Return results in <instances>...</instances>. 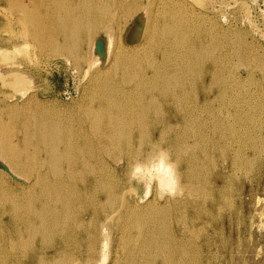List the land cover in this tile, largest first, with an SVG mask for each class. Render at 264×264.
I'll return each instance as SVG.
<instances>
[{
    "label": "bare ground",
    "instance_id": "bare-ground-1",
    "mask_svg": "<svg viewBox=\"0 0 264 264\" xmlns=\"http://www.w3.org/2000/svg\"><path fill=\"white\" fill-rule=\"evenodd\" d=\"M46 3L49 16L27 11L25 19L35 25L18 33L41 31L38 46L70 54L90 87L73 113L75 131L36 121L37 133L25 135L17 116L24 101L0 113V159L26 183L0 184V264H187L188 235L198 225L214 227L200 245L209 251L223 230L224 217L215 213L240 165L235 158L259 160V175L264 169V119L251 130L246 122L258 120L255 115L232 117L229 109L226 117L202 115L234 90L233 79L219 73L216 54L207 55L213 33L200 28L216 16L204 13L202 0ZM242 78L237 72L235 83ZM14 79L16 88L27 84L20 75ZM203 142V157L187 152ZM22 144L26 148H17ZM232 144L246 151L209 168L208 150L223 154ZM123 147L125 154L112 161L100 156ZM34 158L41 172L29 176ZM133 177L144 185L140 196L130 188Z\"/></svg>",
    "mask_w": 264,
    "mask_h": 264
},
{
    "label": "rangeland",
    "instance_id": "rangeland-1",
    "mask_svg": "<svg viewBox=\"0 0 264 264\" xmlns=\"http://www.w3.org/2000/svg\"><path fill=\"white\" fill-rule=\"evenodd\" d=\"M45 1L22 0L21 2V0H0V113L3 112V109L6 108L9 103L14 105L23 104V101L27 103L28 105L26 104L25 107L20 110V113L17 114L19 117L18 124L25 125L24 130L27 136L37 133L32 126V123L36 121L44 124V126L50 123L51 127L54 125H62L64 130L70 128L75 131L79 124L73 113H75L84 102V91L86 88L90 87V85L84 81L82 69L79 65L77 66L74 63L70 54L65 51H60L59 48H55L51 44H47L44 47L38 46L36 41L40 38L41 31L33 32L31 29L28 33H18L23 30L26 31L30 27L33 28L35 25L33 19H25L27 11L34 10L36 16L38 18L40 16L39 19H41L43 15V20L49 16L46 15V18H44V15L51 11V6L48 4L50 1L46 4ZM202 3L205 14L216 16L214 19L215 22H208L207 20L205 23H200L201 29L208 33H213V36L208 35L211 46L207 55L210 56L213 54L215 56L216 54L219 73L227 79L231 80L232 78L233 83L230 84H233L234 87L233 91H229V98L223 100L218 99L211 105L209 111H204V114L202 112V115L210 119L214 116L226 117L228 109V111L232 113V117L236 115L243 117H246L248 114L255 115L258 120H255V122H246V128L252 130L260 120L264 119V0H202ZM235 3L237 4L235 5ZM9 8L11 9L9 10ZM37 14H39V16ZM218 28L219 30H215ZM219 32L221 34H219ZM214 34L216 36H214ZM211 37H213V39ZM254 61L258 63L256 66ZM246 69L251 70V76H247L248 72H246ZM237 72H240L243 76L239 83H235L236 81H234ZM16 75L24 77V84L27 83L23 87V89L25 88L24 90L21 89V87H17L20 89L18 90L16 86L14 87L15 83L12 84V80L15 82L14 77H16ZM196 81L197 79L195 78L194 82ZM30 94L32 96L31 100L33 99V101L28 102L27 99ZM34 99L36 101H34ZM222 111H225V113ZM70 115L73 117H70ZM4 118L6 119L7 116L5 115ZM68 118H70V120ZM71 118H73V121ZM230 118L231 117H229V119ZM235 126L239 128L237 123ZM25 135L21 138L22 142L25 139ZM141 135L144 136L143 134L137 133L134 137L140 138ZM204 145L205 142L195 148H188L187 152H196L198 157L201 158L203 157L202 148ZM22 147L26 148L23 144L17 148L21 149ZM125 148L126 147L115 150L104 149L103 151L105 152L101 151L102 154L100 156L104 159L111 160V156L122 153L125 154ZM242 151L244 152L246 149L239 147L237 144L229 146L223 154L219 151L209 149V160L206 161V164L211 168L214 162L220 163L222 160L226 159L232 162V155ZM106 152H109V154ZM104 154L107 155L105 156ZM235 159L237 161L236 164L240 163V165L237 168L235 167L233 177H231L229 183L230 191L225 193L224 196L219 197L220 209L215 213L218 219L224 217L223 230L213 237L208 249L209 251H207L208 245L203 247L200 245L205 240L206 234H209L211 237V233L214 232V227L206 225L204 228H200L198 225L193 231H190L188 235L189 239L187 240V249L190 250L191 255H189L190 259H188L187 264H212L213 262V264H264V217H260L264 215V169H262L259 175V160ZM38 162L39 158H34V165H29V176L41 172L39 170L40 168L35 166ZM6 163L5 160L0 159V184L7 183L8 186V183H12L13 185L16 184V186L24 187L26 184L24 179L21 180L16 177L14 173L10 171ZM104 177L109 181H113L114 179V177L106 174H104ZM257 180L259 181L257 182ZM129 185L130 188L132 187V190H134L132 191L133 194L135 191L138 192L139 196L143 194L144 185L138 182L136 178L133 177ZM240 189L242 193L239 191ZM240 194H242L243 198L241 204L239 201ZM21 196H26L24 198H28V194L25 192H21ZM260 211L261 213H259ZM229 214H232L231 221L227 219ZM249 224H251L250 227ZM215 227L220 231L221 224H217ZM202 236L203 238H201Z\"/></svg>",
    "mask_w": 264,
    "mask_h": 264
},
{
    "label": "clouds",
    "instance_id": "clouds-1",
    "mask_svg": "<svg viewBox=\"0 0 264 264\" xmlns=\"http://www.w3.org/2000/svg\"><path fill=\"white\" fill-rule=\"evenodd\" d=\"M171 187H172V186L170 185V186H169V189H170V190H171Z\"/></svg>",
    "mask_w": 264,
    "mask_h": 264
}]
</instances>
